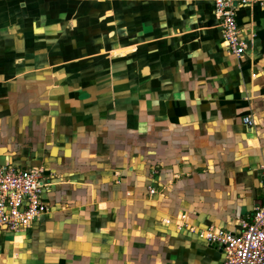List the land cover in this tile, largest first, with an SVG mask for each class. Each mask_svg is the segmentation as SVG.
<instances>
[{"label":"crops","instance_id":"0c3cea01","mask_svg":"<svg viewBox=\"0 0 264 264\" xmlns=\"http://www.w3.org/2000/svg\"><path fill=\"white\" fill-rule=\"evenodd\" d=\"M237 21L242 57L214 0H0V166L49 207L0 264L222 263L263 202L264 0Z\"/></svg>","mask_w":264,"mask_h":264},{"label":"built area","instance_id":"2783aa9c","mask_svg":"<svg viewBox=\"0 0 264 264\" xmlns=\"http://www.w3.org/2000/svg\"><path fill=\"white\" fill-rule=\"evenodd\" d=\"M254 2L214 0V13L219 20L223 44L237 57H242L247 47L237 14L240 9L251 7ZM243 121L248 125L254 124L251 116L244 117ZM46 186L41 168H16L8 164L0 166V227L17 233L31 227L42 214L48 212L49 207L42 199ZM154 191L150 189L151 193ZM262 195L263 202L254 208L251 217L242 221L240 232L208 229L207 241L223 249L221 264H264V179Z\"/></svg>","mask_w":264,"mask_h":264},{"label":"water","instance_id":"95a60500","mask_svg":"<svg viewBox=\"0 0 264 264\" xmlns=\"http://www.w3.org/2000/svg\"><path fill=\"white\" fill-rule=\"evenodd\" d=\"M213 245H215V244H213ZM218 247H220V246H218ZM220 251L223 252L222 247H220ZM223 257H224V253H223Z\"/></svg>","mask_w":264,"mask_h":264}]
</instances>
